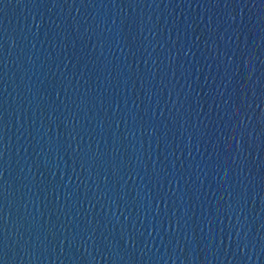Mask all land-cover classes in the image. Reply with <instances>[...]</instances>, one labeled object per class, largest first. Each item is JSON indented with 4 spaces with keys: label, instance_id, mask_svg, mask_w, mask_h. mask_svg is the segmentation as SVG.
Segmentation results:
<instances>
[{
    "label": "water",
    "instance_id": "obj_1",
    "mask_svg": "<svg viewBox=\"0 0 264 264\" xmlns=\"http://www.w3.org/2000/svg\"><path fill=\"white\" fill-rule=\"evenodd\" d=\"M224 2L0 0L6 264H264L262 5ZM244 45L255 133L215 144Z\"/></svg>",
    "mask_w": 264,
    "mask_h": 264
},
{
    "label": "snow or ice",
    "instance_id": "obj_2",
    "mask_svg": "<svg viewBox=\"0 0 264 264\" xmlns=\"http://www.w3.org/2000/svg\"><path fill=\"white\" fill-rule=\"evenodd\" d=\"M73 3L76 0H72ZM83 2V0H81ZM216 3L219 4L220 0H216ZM262 7L258 12H255L252 16V19L249 21V26L252 29L259 28L261 32V39L264 40V0H260ZM225 8L228 6V0L224 2ZM245 27V26H242ZM243 35V32L241 33ZM197 40L200 39L199 36L196 37ZM206 43V42H205ZM243 40H241V44H243ZM238 54H232L233 65L231 68V75L226 70L225 79L229 81V86H232V91L229 92L228 88H225V93L221 95V101L225 106L224 115L220 120V126L217 128V131L221 133V135L215 140V144L223 143V132L222 129L227 128L229 132H231L234 136L238 132L241 139L245 136L248 138L253 137V133H255V129L253 128L252 132H249V128L252 127L250 125L251 117L248 115V109L250 108V104L248 103V87L252 82V72H249V68L253 66L254 54L247 45H244L243 48L237 49ZM262 66H264V61H261ZM247 77V79H245ZM262 90H264V71L261 73L260 80L258 81ZM218 91V90H217ZM3 117L0 116V121H2ZM247 121V123H246ZM215 135V134H214ZM261 137L264 138V128L261 129ZM211 142V139H210ZM262 143H264V139H262ZM231 147V145L229 146ZM242 144L240 141L237 142V149H241ZM215 150V149H214ZM2 155V154H0ZM85 159H90L93 163H101L105 162L104 157L100 153H89L86 154ZM219 165V161H211L212 167H217ZM84 161L81 163V170H83ZM120 164L111 162V174L112 177L115 178L119 176ZM73 172H75V168H73ZM154 175H159L153 170ZM120 179V177H119ZM3 180L2 175H0V181ZM105 180H108V177L105 176ZM119 183V180L117 181ZM177 183L179 181L177 180ZM262 189H264V179H262ZM54 190V189H53ZM187 191V189H186ZM7 192L6 182L0 183V200L6 199L5 193ZM166 194H158L155 198L164 199ZM240 193H237L239 196ZM264 198V197H262ZM201 212V215L204 216L206 214ZM4 221V205L0 203V234H3L4 247L0 248V264H6L8 260V250L6 245L7 234H6V226L3 223ZM177 224H179V220H177ZM195 239H199L194 238ZM196 247H199V244H196Z\"/></svg>",
    "mask_w": 264,
    "mask_h": 264
}]
</instances>
